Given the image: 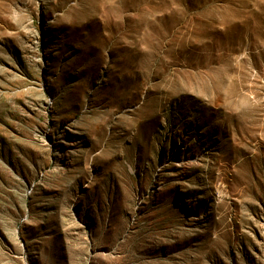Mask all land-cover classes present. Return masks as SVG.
I'll return each instance as SVG.
<instances>
[{"label":"rangeland","instance_id":"374dc122","mask_svg":"<svg viewBox=\"0 0 264 264\" xmlns=\"http://www.w3.org/2000/svg\"><path fill=\"white\" fill-rule=\"evenodd\" d=\"M0 264H264V0H0Z\"/></svg>","mask_w":264,"mask_h":264}]
</instances>
